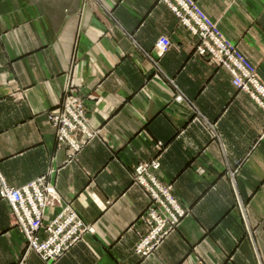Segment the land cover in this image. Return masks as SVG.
Wrapping results in <instances>:
<instances>
[{"label": "crops", "instance_id": "1", "mask_svg": "<svg viewBox=\"0 0 264 264\" xmlns=\"http://www.w3.org/2000/svg\"><path fill=\"white\" fill-rule=\"evenodd\" d=\"M194 1L264 77V0ZM162 37L171 45L156 72L142 49L158 59ZM197 42L160 0H0V173L20 187L51 168L63 204L96 228L55 264H264V113L226 69L195 54ZM171 80L191 102L175 100ZM68 87L107 140L64 163L47 113ZM156 156L157 176L189 211L144 257L129 227L148 201L130 171ZM25 249L0 199V264H46Z\"/></svg>", "mask_w": 264, "mask_h": 264}, {"label": "rangeland", "instance_id": "2", "mask_svg": "<svg viewBox=\"0 0 264 264\" xmlns=\"http://www.w3.org/2000/svg\"><path fill=\"white\" fill-rule=\"evenodd\" d=\"M173 2V4L176 6H179L182 9V12H184L185 17L189 20L190 22V28L193 30L198 31L199 35L201 38H210L209 43L213 47V49L219 48L221 45L222 47L224 45L228 46L229 48L231 47H236L234 43H232L228 38L225 37L223 32L217 27L216 23L212 21L206 13H204L201 8L198 6L196 1L194 2V5L198 8L199 14H197V17L192 13V12H187L185 8H183L182 3L179 2V0H170ZM167 5V4H166ZM168 6V5H167ZM169 7V6H168ZM170 8V7H169ZM171 9V8H170ZM172 10V9H171ZM173 11V10H172ZM174 12V11H173ZM202 14H201V13ZM175 13V12H174ZM177 16V14L175 13ZM178 17V16H177ZM198 17L201 18L202 21L206 22V27H210V29H207L205 27L200 26V22L198 20ZM179 22L180 18L178 17ZM206 34V35H205ZM192 36L197 37L196 35L192 34ZM217 37H219V40L223 41L224 44H220L219 40H217ZM167 41L156 44V54L158 56L157 58H154L153 56L150 55L149 52H146L142 49V51L145 53V55L152 61L153 67L156 72H159L161 70L160 64H159V58L163 57L164 54L169 50L170 45H171V40L169 37L166 38ZM168 43V44H167ZM167 44V47L164 48ZM197 45V44H196ZM161 46L163 49H161ZM230 48V49H231ZM237 48V47H236ZM239 51V49L237 48ZM216 52V51H215ZM240 52V51H239ZM241 53V52H240ZM195 54L199 56H208L211 57V60L213 61L215 67H223L226 69L232 76V84L233 86L241 92H244L248 94L251 99L254 101L256 106L264 113V77L260 74L258 68L252 64V62L244 55V58H246L257 70L259 73L258 75L261 77L263 82H256L255 77L245 73L237 67V64L231 63L230 69L226 66H220L221 62H223L225 57L220 56L219 54L216 53V56L218 59L215 57L213 54H205L201 55L198 52L197 46L195 47ZM227 61V60H226ZM219 62V63H218ZM232 72H241L242 74L246 75L247 81H246V86L245 89H239L238 86H235L233 83V74ZM173 83L175 89L177 90L176 95H175V100L176 101H185L188 98L185 97L184 93L178 88V86L175 85L174 81L171 80ZM247 89V91H245ZM73 88L68 87L67 90L64 92L63 98L61 99V102L59 106L56 109H52L48 111V120H49V115L53 113H57L60 110V115L57 117H54V121H51L50 124L52 127L55 129V140H56V145L59 149H65L67 151V159L64 163H69L71 161H78L81 152L83 149L95 138L101 137L103 138V133L99 129H95L91 126L90 124V118L88 115L89 110L86 107L85 101L82 98H79L75 95H73L72 92ZM69 97L73 103L66 104V107L64 106V100ZM188 101H190L188 99ZM191 102V101H190ZM192 105V104H191ZM84 106V107H83ZM85 108V109H84ZM196 109L197 107H194L192 105V109ZM196 113V111H195ZM199 114L198 112L196 115ZM198 117V116H197ZM197 117L193 120L194 122H204L207 123L204 119H198ZM50 121V120H49ZM208 127V131L212 135L213 138H220V133L218 129L216 128V125L213 123H208L205 125ZM75 139L76 141L71 140ZM61 139H64L65 142H62ZM68 139L70 140L71 144L68 142ZM105 141L107 140L106 138ZM61 140V141H60ZM78 145H80L79 150H74L73 153L71 154L70 150L71 148L73 149H78ZM156 148L159 150L160 153L164 151L165 145L162 141H159L156 144ZM160 155V154H159ZM71 156V157H70ZM161 156V155H160ZM160 156H156L154 158H151L149 160H143L140 161L137 165H135L131 171H130V176L132 179V183L134 185H139L142 187L145 195L147 196V205L142 211V213L139 215V217L134 221V223L129 227L130 231H133L134 234H136L137 237V242L134 245V251L136 254L140 256L147 257L151 254H153L163 243L164 241L172 234L174 233L184 217L187 215L189 208L183 206L178 199V197L174 194L173 192V183H166L163 182L161 179L156 174V171H158L161 167V162H160ZM238 169H234L231 171V181L234 182V176L237 173ZM56 171V169L54 170ZM53 174V170L50 168L49 173L48 171L44 174L41 175L40 177L36 178L35 180L22 185L17 188H22L25 189L26 186H33L32 183L36 182L37 180H41L44 182V187L41 189L42 195L39 197V194L35 192L34 190L30 189L28 191L29 194V199L31 203H37V207L43 211L44 208V222L45 226L47 227V231H49L48 238L52 237L55 238V243H53V248H56V243L61 245V241L63 237L67 236V230L68 228H59L58 226H66L67 224L64 223L68 220V211L66 210L67 207H70L73 209L77 214L78 217L81 218L82 222L85 223V225L82 226L81 230L85 232V234L80 233L81 237L80 239L75 243L78 244L81 238H85L86 234L88 233H94L96 231L95 225L92 223H87L81 215L76 211L75 206L72 203L68 204H63V200L61 198L60 192L58 191L57 187L55 184H53L51 181L48 180L47 176ZM4 182L6 184L7 181L4 179L3 175L0 173V190L3 187ZM52 184V185H47ZM9 185V184H8ZM54 185V186H53ZM11 186V185H9ZM12 187V186H11ZM34 187V186H33ZM53 187V188H51ZM53 189V190H52ZM43 196V197H42ZM4 197L8 200V204L10 206V214H11V209H12V204L9 202L7 194H4ZM60 208L61 211H59L51 220H45L46 218V211L49 208ZM237 207L241 213L242 219L245 223V226H247V217H246V206L245 204L238 198L237 199ZM22 216V213H21ZM21 216H11L13 225L20 229L26 238V249H25V254L28 252H34L33 250H29V245L30 241L29 238L24 230V227L21 225L20 221L22 219L20 218ZM16 218V219H15ZM174 219H177L179 221V225L177 224V228L175 229L174 223H177ZM18 222V224H17ZM23 222V221H22ZM62 222V223H60ZM160 226V227H159ZM29 227V226H28ZM27 229L29 230V228ZM159 228V230H158ZM157 230L158 233H167L168 231L171 230L170 233H167L161 241H157ZM30 231V230H29ZM248 233L251 236L252 232L250 231L248 227ZM47 236V234L45 233ZM74 238L77 237V235H72ZM83 240V239H82ZM81 240V241H82ZM80 241V242H81ZM159 243L156 247L155 244ZM74 247V246H73ZM155 247V249H154ZM146 253L141 254L140 252ZM68 253V252H67ZM66 253V254H67ZM64 254V255H66ZM63 255V256H64ZM62 256V257H63ZM61 257V258H62ZM42 259V258H41ZM60 259V258H59ZM51 261V262H50ZM46 264H55L58 260L52 261L50 260Z\"/></svg>", "mask_w": 264, "mask_h": 264}, {"label": "built area", "instance_id": "3", "mask_svg": "<svg viewBox=\"0 0 264 264\" xmlns=\"http://www.w3.org/2000/svg\"><path fill=\"white\" fill-rule=\"evenodd\" d=\"M193 1L194 0H179V2L182 3L183 8H185V10L187 12H192L197 17V14H199V11H198V8L194 5ZM160 2L167 4L180 18V23L182 25H184L190 31V33L198 36V42H197L196 46L198 48V52L201 55L213 54L214 58L216 57L217 59H218L217 56H219V55L223 56V57H225V59L227 61L224 60L223 62H221L220 66H224V67L227 66L230 69L231 63H235V64H237V67L239 68V70L254 76L256 82H259V81L263 82L261 77L258 75L259 73L257 72L256 68L246 58H244V56L237 50V48L235 46L232 48L230 47L231 48L230 49L226 45H224L223 47L220 45L219 48H217L216 50L213 49V47L209 43L210 38H208V37L206 38V36H207L206 34H205L206 36H204L205 38H201L198 31L190 28L191 24H190L189 20L185 17L184 12H182V9L179 6H177V5L175 6L173 4V2L170 0H160ZM198 20L200 22L201 28L202 27L207 28L206 22L202 21L201 18H199V17H198ZM207 29H210V27H208ZM217 40H219V37H217ZM165 41H167L165 37H162L159 40L160 43L165 42ZM219 43L224 44L223 41H221V40H219ZM167 44L164 48L167 47ZM161 49H163L162 46H161ZM216 53L219 55L216 56ZM232 74H233L234 85L238 86L239 89H245L246 81H247L246 75L242 74L241 72H232ZM245 91H247V89ZM263 91H264V89H263ZM71 99L69 97H67L64 100V103H65L64 106L65 107H66V104L73 103V101ZM59 115H60V110L57 113L50 114L49 115L50 122L54 121V117H57ZM61 140H62V142H65L64 139H61ZM71 140L73 141V143H74V141H76L75 139H72V138H71ZM68 142L71 144L69 139H68ZM78 146H79L78 149L71 148V150H70L71 154L73 153L74 150H79L80 145H78ZM43 184H44V182H42L41 180H37L36 182L32 183V185L34 187L33 186H26L25 189H22V188H17V187H11L4 182L3 187L1 188L2 190H0V199H4V200L8 201L4 197V194H7L9 202L12 204L11 216H16V217L18 216L19 217V216H21V213H22V216L20 218L22 219L23 222L20 221V223L24 227V230H25V232L29 238V241H30V245H29L30 249L29 250L35 251L46 263H48L50 260H52L54 262H55V260H59V258H61L64 254L69 252L73 248V246L76 245L75 243L81 237L80 233L85 234V232H83L81 230L82 226L85 225V223L82 222L81 218L78 217V214L73 209H71L70 207H67L66 210L68 211L67 213H68L69 217H68V220L66 222H64L67 225L61 227V225H62L61 224L58 226L59 228H62V229L68 228L67 236L63 237V239L61 241V245L56 243V248H53V243H55V238H52V237L48 238L49 231H47V227L45 226V222H44V218H43L44 208L42 211L37 207V203H34V202L31 203V201L29 199L30 196L28 194V191L30 189H32L35 192H37L39 194V197H40L42 195L41 189H42V187H44ZM47 185H52V184L47 183ZM51 188H53V187H51ZM174 220L176 222L178 221L177 219H174ZM60 223H62V222H60ZM178 223H179V221L177 223H174L175 229L177 228ZM17 224H18V222H17ZM27 227L29 228L30 231L27 229ZM158 230H159V228H158ZM158 230H157V235H156L157 241L158 240L161 241L163 236H165L167 233L171 232V230H170L167 233L159 234ZM45 233L47 234V236L45 235ZM72 235H77V237L74 238ZM82 239H83V237L81 238V240ZM158 244L159 243H156L155 247ZM155 247H154V249H155ZM140 253L144 254V255L146 254L143 252H140Z\"/></svg>", "mask_w": 264, "mask_h": 264}]
</instances>
